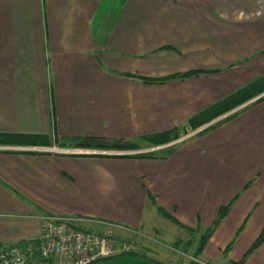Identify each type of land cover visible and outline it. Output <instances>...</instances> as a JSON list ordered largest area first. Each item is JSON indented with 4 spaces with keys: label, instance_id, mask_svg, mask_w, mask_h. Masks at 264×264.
<instances>
[{
    "label": "crops",
    "instance_id": "crops-1",
    "mask_svg": "<svg viewBox=\"0 0 264 264\" xmlns=\"http://www.w3.org/2000/svg\"><path fill=\"white\" fill-rule=\"evenodd\" d=\"M262 73L264 0H0V132L45 146L177 127ZM203 125L148 156L0 144V244L37 243L41 216L58 213L170 258L159 235L202 234L228 204L198 255L264 264V240L250 249L264 230V97Z\"/></svg>",
    "mask_w": 264,
    "mask_h": 264
},
{
    "label": "trees",
    "instance_id": "trees-1",
    "mask_svg": "<svg viewBox=\"0 0 264 264\" xmlns=\"http://www.w3.org/2000/svg\"><path fill=\"white\" fill-rule=\"evenodd\" d=\"M200 69H191L182 72H177L162 77H146L148 80L162 81L170 76H184L193 72H199ZM264 97V73L254 77L244 85L233 90L224 97L216 100L205 108L201 109L197 113L189 117L185 123L173 127L167 130L146 133L135 138H109L99 135H85L76 139V145L91 148L93 150L83 152H70L74 154H107V155H136V156H148L166 154L173 150L175 144H168L190 131L198 128L199 126L215 121L204 126L200 131L205 130L222 120L231 117L236 114L241 108L252 102L258 101ZM50 137L46 134L37 133H21V132H0V144H43L49 143ZM164 145V146H161ZM150 196L155 199V195L150 193ZM229 205H222L219 209L218 216L214 222V225L207 228L202 232L200 236V242L198 244V252L204 247L205 242L213 231L214 226L221 220L226 214ZM158 209L165 216L171 218L174 221L178 219L170 213L162 205H158ZM189 229L191 226L185 225ZM264 240V230L259 237L254 241L250 249L256 247L260 242ZM228 248V246L226 247ZM132 250L131 252H136ZM93 264V263H92ZM230 264H245L243 259H231Z\"/></svg>",
    "mask_w": 264,
    "mask_h": 264
},
{
    "label": "built area",
    "instance_id": "built-area-1",
    "mask_svg": "<svg viewBox=\"0 0 264 264\" xmlns=\"http://www.w3.org/2000/svg\"><path fill=\"white\" fill-rule=\"evenodd\" d=\"M13 147L29 151L93 150L82 146L61 148L56 144H15ZM41 219L42 233L37 243L0 244V264H30L29 259L36 251L47 259L45 264H92L102 257L137 248L133 240L119 241L110 233L79 227L72 216L44 213Z\"/></svg>",
    "mask_w": 264,
    "mask_h": 264
},
{
    "label": "rangeland",
    "instance_id": "rangeland-1",
    "mask_svg": "<svg viewBox=\"0 0 264 264\" xmlns=\"http://www.w3.org/2000/svg\"><path fill=\"white\" fill-rule=\"evenodd\" d=\"M74 143L76 144V142ZM92 230L98 232L95 228ZM200 236L201 234H194L187 229L179 230L178 242L176 243L175 240H169L163 235H159L161 239L156 238V247L158 250H164L167 253L170 252L175 254L170 258L166 257L165 254L158 253L155 249L148 251L149 249L143 247L142 252H144V254H142V252L124 251L102 257L93 264H204L202 257L198 255L199 252L197 250L200 242ZM175 245L177 248H175ZM139 248L141 250V247L137 244V248L135 250L138 251ZM186 252H188L189 255H187ZM183 255L185 257L187 256V261L184 263L181 262V258H184Z\"/></svg>",
    "mask_w": 264,
    "mask_h": 264
}]
</instances>
